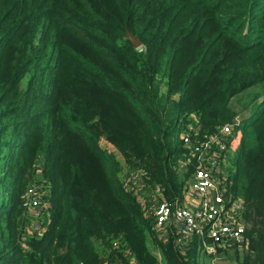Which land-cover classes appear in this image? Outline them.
Instances as JSON below:
<instances>
[{"label":"trees","instance_id":"obj_1","mask_svg":"<svg viewBox=\"0 0 264 264\" xmlns=\"http://www.w3.org/2000/svg\"><path fill=\"white\" fill-rule=\"evenodd\" d=\"M256 83L264 0H0V264H159L150 238L163 264H199L198 237L185 251L156 237L123 165L181 198V123L234 121L232 97ZM238 127L234 253L264 264V94ZM36 181L47 222L34 231L23 196Z\"/></svg>","mask_w":264,"mask_h":264},{"label":"built area","instance_id":"obj_2","mask_svg":"<svg viewBox=\"0 0 264 264\" xmlns=\"http://www.w3.org/2000/svg\"><path fill=\"white\" fill-rule=\"evenodd\" d=\"M237 122L236 119L225 122L210 131L193 130L192 123L187 124L191 129L179 132L184 148L182 160L187 168L191 166L182 197L168 201L163 197L162 187L155 185L152 189L158 192L161 199L157 200L153 208L144 204L142 207L155 231L160 228L168 231L166 226H172L169 235H172L181 251H185L195 236L198 237L199 264H219V261L228 259L223 255L231 248L241 249L246 242L247 225L242 217V197L230 189L229 172L222 169L224 150L231 136L238 135L240 130ZM143 174L144 171L140 169L129 171L125 179L126 188L137 192V188L144 184ZM43 187V184L33 182L26 188L23 206L28 212L40 214L45 211ZM29 220L28 226L34 231L43 230L47 222V219L45 222L41 219L39 226L33 227L32 220ZM156 257L162 263L160 250ZM104 262L107 263L106 260Z\"/></svg>","mask_w":264,"mask_h":264},{"label":"rangeland","instance_id":"obj_3","mask_svg":"<svg viewBox=\"0 0 264 264\" xmlns=\"http://www.w3.org/2000/svg\"><path fill=\"white\" fill-rule=\"evenodd\" d=\"M263 94H264V83H256V84L249 86L245 90L241 91L240 93H238L232 97V99L230 101V105L236 111V118L235 119L238 121L237 126H239V123H240L239 120H241L242 118L247 116L257 106V103L259 102V100L261 99ZM187 123L185 125H184V122L181 123V125H183V127L181 126V131H184V129H191L190 127L187 126ZM188 124H191V122H189ZM192 126H193L192 127L193 130L198 129L199 131H209L208 129L203 128L198 121L192 120ZM240 136H241L240 131H239L238 135H236V136L232 135L231 136L230 142L227 144V146L224 150V155H222V163H223V167H224L222 169L227 171V172H229V170L232 168L231 167L232 166V160L231 159H232L233 154L235 153V151L238 147V144L240 141ZM102 144L106 145L109 148H112V145L109 143L102 141ZM112 149H114V148H112ZM116 153H117V157L120 160H122V156L117 151H116ZM177 165H178V173L180 176L183 175V172L184 173L187 172V167H186V164L184 163V160L180 159V161H179V159H178ZM133 170H137V169L129 170V169H127V167H125V165H123L122 174H123V176H125V179H126V175L129 173V171H133ZM186 178H185V181H186ZM185 181H184V183H185ZM38 183L43 184V186L46 185L42 181L38 182ZM43 189L45 191L44 187H43ZM136 193L141 198V203L144 204V206H147L148 208H153L157 204V200L161 199V198H159L160 196L158 195V192L155 191L154 189H152L151 187L149 188L145 183L137 188ZM37 214H39V213H30V212L27 213V216L29 217L28 219H31L33 224H34L33 227H38L41 219H43V220L45 219L44 221H46V219H47V216L44 215V212L41 211V213L39 215H37ZM166 227L168 228V231H166V230H164V232H161V231L158 232V230L155 231L157 238L164 240L165 238H167L169 236L170 227H172V226H170V224H169ZM151 239L152 238L148 239L150 249L154 254H157V251H159V249H158L157 245L154 242H152ZM238 253L241 255L242 249L238 248ZM223 256H227L228 259H225L224 261H219V264H237L238 259L236 258V254L234 253L233 248H231L228 251V253L223 255ZM159 264H163V263H159Z\"/></svg>","mask_w":264,"mask_h":264},{"label":"water","instance_id":"obj_4","mask_svg":"<svg viewBox=\"0 0 264 264\" xmlns=\"http://www.w3.org/2000/svg\"><path fill=\"white\" fill-rule=\"evenodd\" d=\"M127 36L135 47L141 45V41L138 38L134 37L130 31H127Z\"/></svg>","mask_w":264,"mask_h":264},{"label":"crops","instance_id":"obj_5","mask_svg":"<svg viewBox=\"0 0 264 264\" xmlns=\"http://www.w3.org/2000/svg\"><path fill=\"white\" fill-rule=\"evenodd\" d=\"M190 201L193 202V198H192V197H190ZM164 230H165L164 228H160V229L158 230V232H159V231L164 232ZM158 232H157V233H158ZM165 239H166V238H165ZM165 239H164V240H165Z\"/></svg>","mask_w":264,"mask_h":264}]
</instances>
